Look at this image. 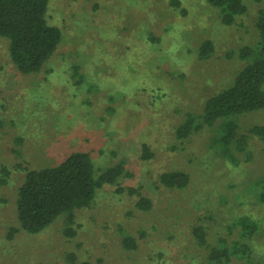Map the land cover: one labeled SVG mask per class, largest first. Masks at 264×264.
<instances>
[{
    "label": "rangeland",
    "instance_id": "rangeland-1",
    "mask_svg": "<svg viewBox=\"0 0 264 264\" xmlns=\"http://www.w3.org/2000/svg\"><path fill=\"white\" fill-rule=\"evenodd\" d=\"M243 4L245 14L224 27L203 0H49L45 19L61 40L34 74L17 72L0 38V264H208L193 231L207 247L230 242L236 236L226 227L242 215L259 226L250 264H264V207L253 191L264 181V138L248 133L264 127V109L230 119L235 139L247 138L242 152L230 144L232 163L215 140L219 122L175 138L187 115L200 116L231 85L245 65L237 51L256 45L264 0ZM204 41L213 49L200 59ZM75 152L88 154L96 176L121 164V177L73 211L72 224L62 215L36 235L18 230L26 173ZM174 171L186 174L185 188L159 183ZM140 198L148 210L136 207Z\"/></svg>",
    "mask_w": 264,
    "mask_h": 264
},
{
    "label": "trees",
    "instance_id": "trees-1",
    "mask_svg": "<svg viewBox=\"0 0 264 264\" xmlns=\"http://www.w3.org/2000/svg\"><path fill=\"white\" fill-rule=\"evenodd\" d=\"M48 1L0 0V38L7 40L9 61L21 74L37 73L60 43V31L48 25L45 19ZM203 1L218 11L224 27L232 26L246 12L243 0ZM252 1L259 3L260 0ZM170 4L176 8L179 3L172 1ZM255 30L256 45L237 51L238 59L245 65L231 85L207 99L200 116L187 115L175 130V138L184 140L204 126L210 127L219 122L222 131L218 132L215 140L221 146L224 159L231 163L235 158L229 152L230 144L236 151L242 152L247 147V138L241 136L235 139V125L230 119L264 109V10L257 13ZM151 42L158 41L151 39ZM212 47L209 41H204L198 48V57L207 58ZM248 133L263 139L264 127L254 126ZM151 156L143 147L142 158L149 159ZM121 174L122 165L119 164L96 176L92 160L83 152L68 155L56 166L28 171L16 192L18 230L36 235L62 215H66L67 222L72 224V212L88 207L96 193L104 185H115ZM158 180L163 187L171 189H183L188 182L186 174L179 171L163 173ZM253 191L255 201L264 207V181L255 182ZM136 207L146 211L150 203L140 198ZM258 229L255 220L242 215L226 227L229 234L235 233L236 236L230 242L219 239L212 247H207L204 234L198 229L193 231V237L198 246L207 250L208 264H228L231 259L250 264L252 250L249 242ZM64 234L72 237L74 232L67 227ZM123 245L130 250L135 249L131 238H125Z\"/></svg>",
    "mask_w": 264,
    "mask_h": 264
}]
</instances>
